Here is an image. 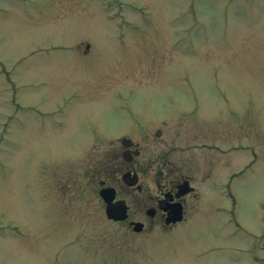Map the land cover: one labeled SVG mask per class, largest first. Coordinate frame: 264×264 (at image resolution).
<instances>
[{"label":"rangeland","instance_id":"rangeland-1","mask_svg":"<svg viewBox=\"0 0 264 264\" xmlns=\"http://www.w3.org/2000/svg\"><path fill=\"white\" fill-rule=\"evenodd\" d=\"M107 3L0 0V264H258L264 248L249 250L242 227L259 237L264 224V0ZM188 83L216 116L221 148L241 146L232 198L218 193L240 230L198 214L168 233H132L105 218L93 191L57 184L82 178L67 160L91 128L108 133L91 137L92 151L127 128L117 90L135 86L134 112L159 115L186 103ZM250 149L257 159L244 168Z\"/></svg>","mask_w":264,"mask_h":264},{"label":"flooded vegetation","instance_id":"flooded-vegetation-1","mask_svg":"<svg viewBox=\"0 0 264 264\" xmlns=\"http://www.w3.org/2000/svg\"><path fill=\"white\" fill-rule=\"evenodd\" d=\"M159 84L164 85L165 82ZM184 88L194 97L185 96L184 105H170L166 113L159 115L136 113L130 107L132 97L119 96L118 99L122 101L119 105L129 116L125 118L127 128L120 129L114 138L106 139L105 146L94 151L90 150V143L84 141L74 159L67 161L69 167L72 162L82 166V178H75V175L64 179L57 177V184L64 189L75 187L79 195L86 198V194L93 191L100 210L105 208V203L99 191L103 188L113 189L112 201L122 202L127 208L126 219L117 223L125 225L129 232H134L131 222L142 223L141 231L137 233L168 232L190 216H217L221 188L226 195H230V178L225 183L221 182L235 166L231 157L241 146L229 143L221 148L214 130L218 126L214 124L216 116L205 114L202 109L200 111L194 88ZM125 89L129 91L126 95L132 94L130 89L133 93L136 90L135 86ZM147 105L149 103H143L142 108ZM65 131L69 132V129ZM90 132L100 137L108 134L102 129ZM250 152L255 158V152L251 149ZM223 171V176H220ZM179 213L181 219L172 221ZM262 215L264 207L261 209ZM262 229L260 239L264 237V224ZM260 239L259 250L264 248ZM262 259L253 257L257 263Z\"/></svg>","mask_w":264,"mask_h":264},{"label":"water","instance_id":"water-1","mask_svg":"<svg viewBox=\"0 0 264 264\" xmlns=\"http://www.w3.org/2000/svg\"><path fill=\"white\" fill-rule=\"evenodd\" d=\"M106 203H107V208H106V213H107V216L109 218H112L114 220H121V219H124L125 216H126V212H125V207L123 205H115V206H112L110 204V201H111V195L107 196L106 194L104 195V193H102ZM180 216L179 214L177 216H175L173 218V220H176V219H179ZM140 226L141 224L140 223H136L135 226H134V229L135 230H139L140 229Z\"/></svg>","mask_w":264,"mask_h":264}]
</instances>
